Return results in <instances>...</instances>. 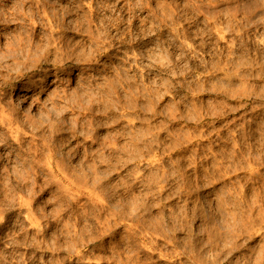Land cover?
I'll return each mask as SVG.
<instances>
[{
	"label": "rangeland",
	"instance_id": "rangeland-1",
	"mask_svg": "<svg viewBox=\"0 0 264 264\" xmlns=\"http://www.w3.org/2000/svg\"><path fill=\"white\" fill-rule=\"evenodd\" d=\"M0 264H264V0H0Z\"/></svg>",
	"mask_w": 264,
	"mask_h": 264
},
{
	"label": "bare ground",
	"instance_id": "bare-ground-1",
	"mask_svg": "<svg viewBox=\"0 0 264 264\" xmlns=\"http://www.w3.org/2000/svg\"><path fill=\"white\" fill-rule=\"evenodd\" d=\"M23 91H24V89H23ZM25 91H28V89H26ZM22 92V91H21ZM18 96V95H17ZM65 190V189H64ZM70 235V234H69Z\"/></svg>",
	"mask_w": 264,
	"mask_h": 264
}]
</instances>
